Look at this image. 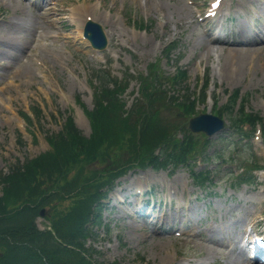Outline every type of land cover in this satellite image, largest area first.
<instances>
[{"label": "rangeland", "instance_id": "rangeland-1", "mask_svg": "<svg viewBox=\"0 0 264 264\" xmlns=\"http://www.w3.org/2000/svg\"><path fill=\"white\" fill-rule=\"evenodd\" d=\"M210 1L56 0L57 5L45 17L42 9L29 6L28 1L0 0V173L47 152L48 138L59 134L69 117L84 136L92 134L85 110L96 107L93 75L101 68L109 67L115 77L130 84L118 97L124 113L130 112L139 97V75L141 80L155 76L151 70L157 68L155 73L163 78L159 81L161 90L181 99L187 90L191 96L199 94L207 80L206 100L197 105L198 113L218 109L230 93L240 89L236 113L245 102L250 113L264 119V44L247 48L212 42L199 19V10ZM224 3L222 17L231 14L233 18L225 25L236 27L231 36L237 35L240 23L249 31L262 28L259 21H264V0ZM76 6H82L81 18L91 11L108 31L106 50L94 52L80 37L78 25L71 19ZM52 19L54 23H49ZM170 45L173 48L168 55L164 50ZM181 70L186 71V77L173 84L170 78ZM21 112H27L31 119L23 118ZM176 113L178 110H174L173 118ZM166 116L168 110L163 118ZM188 119L182 116L181 121L187 123ZM212 140L208 161L199 165V170L207 167L214 174L206 188L194 185L187 170L180 168L171 172L134 168L119 179L120 188L104 203L103 225L94 227L98 239L91 238L87 245L99 252L100 264L235 263L238 252L223 251L206 238L220 233L231 238L247 226L248 213L255 211L256 202L264 200V172L253 184L234 186L233 179L243 169L231 161L232 152L237 149L235 160L252 159L250 150L242 149L251 144L244 140L237 143L225 132ZM253 144L260 154L259 164L264 165L263 142ZM123 156L122 161L127 162L128 154ZM101 165L106 170L111 162ZM151 190L148 196L163 202L161 212L155 213V224L134 214L137 199L130 198L138 191ZM261 217L264 219V210ZM44 223V218H38L41 229ZM262 229L264 226L259 227ZM181 230L185 234L177 236ZM224 242L228 243L227 239ZM208 245L218 250L210 252Z\"/></svg>", "mask_w": 264, "mask_h": 264}, {"label": "trees", "instance_id": "trees-1", "mask_svg": "<svg viewBox=\"0 0 264 264\" xmlns=\"http://www.w3.org/2000/svg\"><path fill=\"white\" fill-rule=\"evenodd\" d=\"M100 73L96 107L86 112L93 129L90 137L68 118L63 130L48 138L51 151L27 159L8 174L0 173V264H100L99 252L87 246V240L96 238L93 226L102 224L98 215L101 200L114 187L116 178L131 167L183 165L195 184L206 187L212 182L209 170H195V161L207 154L212 143L205 135L193 134L182 122L168 125L162 121L164 108L158 103L165 99L162 91L146 87L137 109L124 113L118 100L124 88ZM178 74L176 80L186 76L185 72ZM238 97L239 90L218 110L219 114H229L231 129L242 135L246 123L264 127L257 114L234 113ZM198 98L205 100L204 89ZM168 103L192 115L196 99L172 97ZM126 153L128 161L124 162ZM109 162L106 170L98 167ZM44 207L52 229L40 230L36 225Z\"/></svg>", "mask_w": 264, "mask_h": 264}, {"label": "water", "instance_id": "water-1", "mask_svg": "<svg viewBox=\"0 0 264 264\" xmlns=\"http://www.w3.org/2000/svg\"><path fill=\"white\" fill-rule=\"evenodd\" d=\"M190 128L195 132L203 131L211 136L224 128V122L217 116L201 114L190 121Z\"/></svg>", "mask_w": 264, "mask_h": 264}, {"label": "bare ground", "instance_id": "bare-ground-1", "mask_svg": "<svg viewBox=\"0 0 264 264\" xmlns=\"http://www.w3.org/2000/svg\"><path fill=\"white\" fill-rule=\"evenodd\" d=\"M14 6V5H13ZM82 6H84V5H82ZM82 6H76V7H74V8H72V11H71V19L75 22V24H77L79 27V32H82V26H83V21H84V19L83 18H81L80 17V8L82 7ZM15 7V6H14ZM85 7V6H84ZM16 8V7H15ZM18 9V8H17ZM49 11H50V9H44V15H45V17H47V16H49ZM56 14V13H55ZM54 19H52L51 21H49V23H54ZM81 34V33H80ZM47 47H49L48 45H47ZM257 217H254L253 219H252V221H254V222H256L257 220ZM207 241L208 242H210V243H212V245L214 246V245H216V243H215V241H214V238L212 237V236H209L208 238H207ZM207 249L208 250H210V252L211 251H217L218 249H216L215 247H210V245H208L207 246ZM245 254V253H244ZM235 263L234 264H237V263H239V264H246V260H245V258H241L240 256H239V258H237V259H235V261H234Z\"/></svg>", "mask_w": 264, "mask_h": 264}, {"label": "snow or ice", "instance_id": "snow-or-ice-1", "mask_svg": "<svg viewBox=\"0 0 264 264\" xmlns=\"http://www.w3.org/2000/svg\"><path fill=\"white\" fill-rule=\"evenodd\" d=\"M215 4L218 6V4H219V0H215Z\"/></svg>", "mask_w": 264, "mask_h": 264}]
</instances>
